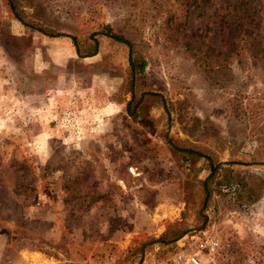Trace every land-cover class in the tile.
<instances>
[{"label":"rangeland","instance_id":"rangeland-1","mask_svg":"<svg viewBox=\"0 0 264 264\" xmlns=\"http://www.w3.org/2000/svg\"><path fill=\"white\" fill-rule=\"evenodd\" d=\"M237 1L0 0V264H171L204 234L264 264V53L217 65Z\"/></svg>","mask_w":264,"mask_h":264},{"label":"trees","instance_id":"trees-1","mask_svg":"<svg viewBox=\"0 0 264 264\" xmlns=\"http://www.w3.org/2000/svg\"><path fill=\"white\" fill-rule=\"evenodd\" d=\"M238 2V1H237ZM248 0H241L237 4L235 3L234 5H231L229 7H225V13H221V23L225 25L229 29V34H228V40L226 41V44L224 46L223 52L220 51L218 55L223 54L221 56H224L222 60L218 62L217 65H223L224 62H227V58H229L233 52L237 51L238 52V47L240 44V41L244 40L246 33H248L250 36H252V44H251V54L253 57H256L258 55H261L264 53V4H259V12L262 13L261 16L257 17L253 24V18H251V15L255 13L254 11H250L249 6H247ZM11 9L13 12V15L15 18L22 23L23 25H27L25 22L24 18L20 15V13L17 12L15 9L14 5L10 2ZM238 6L242 7L240 11L238 10ZM230 8H232L231 13H236L231 15L230 13ZM222 10V11H224ZM238 13V14H237ZM236 17V18H234ZM238 23L237 25H233V23ZM242 26L241 32L240 30H236V28H239ZM246 27V28H245ZM250 30V31H249ZM252 30V31H251ZM244 32V33H243ZM113 37L116 41L122 42L126 44L127 46L131 47V44L124 40L123 38L119 36H111ZM249 37V36H247ZM250 38V37H249ZM72 41L76 45V39L72 37ZM95 46L96 47V42ZM96 53V49L94 50L93 53L88 54L89 56H93ZM77 54L80 55V53L77 50ZM82 57V56H81ZM132 67V63L130 64ZM144 67V63H142L139 68L142 70ZM132 70L134 71L135 68L133 67Z\"/></svg>","mask_w":264,"mask_h":264},{"label":"built area","instance_id":"built-area-1","mask_svg":"<svg viewBox=\"0 0 264 264\" xmlns=\"http://www.w3.org/2000/svg\"><path fill=\"white\" fill-rule=\"evenodd\" d=\"M171 264H236L223 242L209 235L191 237L184 242L171 259ZM242 264H259L248 256Z\"/></svg>","mask_w":264,"mask_h":264}]
</instances>
